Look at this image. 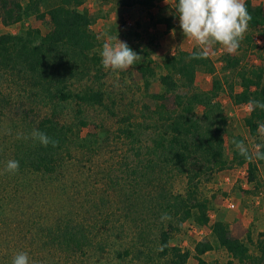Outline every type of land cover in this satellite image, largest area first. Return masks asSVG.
I'll return each mask as SVG.
<instances>
[{"label": "rangeland", "instance_id": "374dc122", "mask_svg": "<svg viewBox=\"0 0 264 264\" xmlns=\"http://www.w3.org/2000/svg\"><path fill=\"white\" fill-rule=\"evenodd\" d=\"M20 2L24 4L23 0ZM56 2L57 0H45L41 11L46 13ZM254 3L253 6L258 4ZM261 3L262 5L257 6H264V1ZM177 7L178 0H158L150 9L125 8L120 5L119 0L108 3L85 0L79 8L92 18L90 29L99 43L96 52L100 58V70L92 71L91 76L84 77L81 83L73 81L70 88L79 90L90 87L95 91L99 90L103 94V103L101 106L78 105L71 100L56 108V116L62 117L60 124H64L65 129L71 128L73 135L71 134L72 145L66 151H61V159L56 163L59 168L54 175L65 177L72 183L77 180L80 184L79 188L73 189V184L69 182L66 186L62 184L59 187L68 196L74 198L76 195L77 199L80 198L77 206L84 201V197H81L89 193L88 199L91 203L86 204L84 211L79 209L78 216L85 219L84 225L94 238L88 235L91 245L82 252L62 251L47 245L45 236L52 227L49 228L45 223L39 231L33 226L23 241L14 240L15 244L22 242L21 248L32 253V257L29 256L30 264H162L163 258L159 256L160 247L156 239L161 226L157 220L168 214L167 211H153L156 215H147L146 208L150 205L155 207L153 200L157 198L161 188L171 194H186L187 179L186 175L179 174L172 166H166L161 171L154 168L153 173H145L144 179L141 176L144 171L142 166L151 158L148 150L153 146L152 140L157 137L158 130L154 128L158 126V120L154 112L158 111L160 105L173 108V94H168L165 100L160 101L153 99L151 95L164 93L158 81L159 76L166 73L164 60L179 52L190 53L196 49L209 54L212 73L204 68L198 69L194 80L197 91L210 92L213 80H218L221 84V89L213 99V103L220 105L221 114H214L216 117L212 120L219 121L224 118L222 136L226 167L215 170L210 177L201 174L198 188L199 194L209 201L211 220L214 221L216 213L221 212L225 215L228 212L230 217V211H234L237 206L242 207L238 198L245 199L246 208L250 210L264 206V127L260 126L256 135L251 136L243 121L250 112V105H236L229 96V87H232L234 94L242 91L241 76L250 78L253 71L260 69L264 72V24L255 29L247 27L238 48L230 52L216 42L199 45L193 38L183 34ZM3 14L0 7V16ZM169 18L172 21L174 19L175 25L168 30L166 20ZM27 28L38 29L45 35L50 30L48 15L44 19L31 15L10 25H5L0 19V35L20 34ZM118 39L137 52L139 57L131 68L106 70L101 63L103 46L105 43L119 46ZM226 53L236 57L239 60L238 65L226 67L227 63L223 59ZM142 67H149L154 71V75L147 78L150 82L147 89L145 80L140 75ZM10 78L0 71V206H6L12 191L18 189V196L15 197L17 205L12 207L17 213H21L24 208V212L28 213L32 207L28 203L33 205L35 202L27 200L29 191L22 189V186H7L6 176L9 172L6 171V165L12 160L10 149L15 142L25 139V123L34 126L36 115L41 118L44 114H49V109L33 103L31 108L35 111L29 113L26 94L20 83L9 84ZM78 109L81 111L79 115L76 114ZM203 111L204 107L198 106L196 115L201 117ZM79 120H83L85 125H79ZM237 144L244 146L247 155L242 156H247L248 162L256 167L252 182L249 180L248 163L238 165L232 161L233 152L241 155ZM198 160L200 163V158ZM137 167L138 173L132 175L131 170ZM158 178L161 179L160 182L156 181ZM39 182L37 178L36 185L39 184L42 207L37 208L38 212L46 213L50 211L53 203L49 199V202L43 204L47 197L46 186ZM83 182H89V185ZM63 191L59 193L62 194ZM128 196L131 200L126 199ZM109 200H112L110 204L107 203ZM231 203L235 207H231ZM1 210L3 209L0 212ZM83 212H86L85 215ZM18 216L21 219L22 215ZM171 218L169 216V219H161L165 224L173 222L176 227L168 245L189 252L186 264H198L194 246L201 241L212 245V250L200 257L202 264H227L230 255L218 245L208 228H199L192 219L179 223ZM38 219L39 217L35 222H39ZM143 221L149 222L145 228ZM254 221L257 223L248 231L252 240L256 241L260 234H264V215ZM246 234L243 236L244 242ZM249 248L252 256L258 255L253 245H249ZM5 260L12 264L11 259ZM0 264L7 263L0 261ZM244 264L254 263L247 261Z\"/></svg>", "mask_w": 264, "mask_h": 264}, {"label": "trees", "instance_id": "16d2710c", "mask_svg": "<svg viewBox=\"0 0 264 264\" xmlns=\"http://www.w3.org/2000/svg\"><path fill=\"white\" fill-rule=\"evenodd\" d=\"M98 1L108 3L111 0ZM157 1L119 0V3L125 8L150 9ZM23 2L24 4L20 0H0V7L4 12L3 16H0L2 22L10 25L21 22L31 15L40 19L48 15L50 30L45 35L35 28H27L16 35L1 34L0 71L11 77V80L8 79L9 84L20 83V87L26 94L25 99L29 103V113L35 111L31 108L34 103L44 109L48 108L49 114H44L41 118L36 115L34 126H31V123L28 125L25 123L27 128L25 139H19L10 149L12 160L19 161V170L8 173L7 186H22V189L29 191L27 200L35 204L28 203L32 206L28 213L24 212L25 208L21 213H17L12 205H17L15 197L19 192L18 189H14L12 199L8 198L9 203L5 204L6 206H0V209H3L0 212V261L7 264L9 260H5L6 258L12 260L21 252H26L32 257L31 252L21 248L22 242L15 244L14 240L23 241L33 226L41 231L45 223L50 226L49 228H53L48 229L45 236L47 245L51 247L62 251L82 252L91 245L89 236L92 239L94 236L91 237V232L84 225L85 219L78 216V210L84 211L83 208H87L86 204L91 203L88 199L89 193L81 197H84L81 207L77 206L80 198L77 199L76 195L74 198L70 197L62 189L59 190L62 184L66 186L68 182L72 183L71 180L54 175L59 168L56 163L61 159V151H66L68 146L72 145L71 134L73 135L71 128L65 129L64 124H60L62 117L56 116L55 112L60 104L69 103L71 100L78 105L101 106L103 103V94L99 90L95 91L90 87L79 90L70 88L71 85L73 86V81L77 84L81 83L84 77L91 76L92 71L100 70V58L96 52L99 43L90 29L92 18L87 12L79 10L85 0H57L46 13L41 11V5L45 0H23ZM244 5L251 16L247 27L255 29L262 26L264 24L263 9L260 6H253L250 1H245ZM171 21L172 18L166 20L168 30L172 28ZM223 59L227 63L226 67H235L239 62L229 53H226ZM210 65L208 55L196 49L190 53L179 52L164 60L163 67L166 73L158 78L164 93L153 94L151 97L160 101L165 100L168 94H173V108L168 109L160 105L158 111L154 112L158 120V126L154 129L158 132L157 137L152 140L153 146L148 150L151 158L145 166H142L144 171L141 179H144L146 174L153 173L154 168L161 171L166 166H172L179 174L186 175L187 191L186 194H171L162 191L161 188L157 198L153 200L155 207L148 206L146 214L156 215L153 211H167V216L172 217L171 219L175 218L176 222L183 223L192 219L199 228H208L218 245L230 255L227 264H244L247 261L264 264V234H260L256 241L252 240L249 232L246 234L245 242L232 237L227 222L217 218L214 221L211 220L209 201L198 192L201 174L210 177L215 170L226 167V161L223 160L224 139L222 136L224 118H220L219 121L212 120L216 117L215 115L221 114L220 105L213 103V99L221 89V84L218 80H213L212 90L205 93L194 88L195 73L199 68L212 73ZM140 75L145 80L147 89L150 84L147 78L153 76L154 71L152 68L142 67ZM240 85L242 91L235 94L232 87H229V96L234 104L264 101V72L261 69L253 71L250 78L241 76ZM9 99H12L11 96ZM198 106L204 107L201 117L196 115ZM80 112L78 109L76 114L79 115ZM243 121L250 135H256L258 128L264 126V110L250 109ZM80 124L84 126L85 122L79 120ZM34 131L46 133L56 142V145L53 146L51 143L47 147L41 145L33 138ZM127 136H129L128 133ZM198 158L201 160L200 163ZM232 161L238 165L247 162L249 180L251 182L254 180L256 167L248 162L247 156L233 152ZM138 168L131 170V174L136 175ZM36 177L40 180L39 183L46 186L47 197L43 204L49 202V199L53 203L50 211L46 213L38 212L37 207L42 206ZM156 181L160 182L161 179L158 178ZM83 183L89 185L87 184L89 182ZM72 184V189L80 187L77 180ZM126 199L131 200L130 196ZM111 201L107 203L110 204ZM131 203L128 204L131 205ZM85 213L83 212L84 215ZM18 215H22L21 219ZM38 217L39 222H35ZM158 221L161 227L158 229L159 234L156 239L160 247L159 256L163 258L162 264H186L189 252L168 245L172 232L176 230L173 222L165 224L161 219ZM143 222V228L148 226L149 222ZM249 245L254 246L258 255H251ZM211 250L212 245L207 241L195 244L194 252L198 264L203 263L200 257Z\"/></svg>", "mask_w": 264, "mask_h": 264}, {"label": "clouds", "instance_id": "9594fccd", "mask_svg": "<svg viewBox=\"0 0 264 264\" xmlns=\"http://www.w3.org/2000/svg\"><path fill=\"white\" fill-rule=\"evenodd\" d=\"M180 28L183 34L193 38L199 45L216 42L223 45L228 51H234L246 31L251 16L241 0H178L176 9ZM119 40V39H118ZM139 55L126 43L119 40V46L105 43L101 52V63L106 70H124L131 68ZM251 110H264V101H250ZM264 127V126H262ZM33 138L47 147L56 142L46 133L34 131ZM241 155H247L242 144H237ZM19 170V161L9 160L6 171ZM162 220L169 219L167 215ZM12 264H30L28 253L21 252L12 259Z\"/></svg>", "mask_w": 264, "mask_h": 264}, {"label": "crops", "instance_id": "0c3cea01", "mask_svg": "<svg viewBox=\"0 0 264 264\" xmlns=\"http://www.w3.org/2000/svg\"><path fill=\"white\" fill-rule=\"evenodd\" d=\"M245 1H250L251 4H253L254 2H258V4L262 5L261 1H264V0H241L242 3H244ZM261 8H263V11H264V6H262ZM171 24L172 26L175 25L174 19ZM238 199L239 201H241L242 207L237 206V208L234 211H230L231 213L230 217H228L229 216L228 212H227V215L221 212L220 214L216 213L215 216L217 219H220L228 223L232 237L243 240V238L245 237V233L249 232L248 229L253 228V224L257 223L254 220L260 219L261 216L264 215V206H259V207H256L255 210H250V208L249 209L246 208L247 203L245 199L243 198H238ZM231 207H235V205L231 203ZM234 233H236V235H234Z\"/></svg>", "mask_w": 264, "mask_h": 264}]
</instances>
